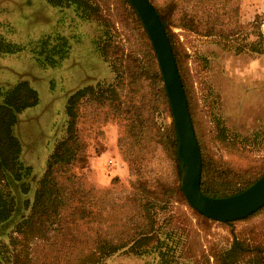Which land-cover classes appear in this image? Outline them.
Returning a JSON list of instances; mask_svg holds the SVG:
<instances>
[{"label":"rangeland","instance_id":"374dc122","mask_svg":"<svg viewBox=\"0 0 264 264\" xmlns=\"http://www.w3.org/2000/svg\"><path fill=\"white\" fill-rule=\"evenodd\" d=\"M92 1L97 16L45 0H0V49L6 44L21 49L14 54L0 50V87L26 80L40 96L36 107L19 115L14 128L22 145L21 161L32 168L36 181L66 137L68 97L89 86H113L117 91L114 107L87 99L79 105L76 130L82 160L71 173L83 184L88 217L74 229L70 225L66 238L91 243L99 227L107 234L129 232L132 223H144L141 198L149 197L167 199L156 201L151 213L157 219V241L168 248L144 255L124 250L103 264H215L213 255L229 249L234 235L263 242L264 209L226 225L202 219L186 198L170 192L169 186L178 183L176 163L157 130L169 128L174 119L172 110L154 101L147 59L152 43L125 0ZM167 1L151 0L160 10ZM256 1H241V31L230 46L178 25L170 28L202 165L205 159L214 171L241 180L264 170V8L259 11ZM64 40L63 57L51 56L53 64L46 53L39 58L43 41L51 49ZM133 123L142 132L131 140L127 125ZM139 181L146 183L151 196L138 190ZM35 188L36 183L31 199ZM44 234L15 244L0 237V264L66 263L68 258L58 253L56 232L48 228Z\"/></svg>","mask_w":264,"mask_h":264},{"label":"trees","instance_id":"16d2710c","mask_svg":"<svg viewBox=\"0 0 264 264\" xmlns=\"http://www.w3.org/2000/svg\"><path fill=\"white\" fill-rule=\"evenodd\" d=\"M45 1L59 8L74 7L83 11L84 14L88 12L94 16L98 14V9L95 4H92V0ZM125 1L142 27L146 39L150 42L148 33L133 4L130 0ZM149 1L151 2V0ZM241 1L168 0L161 10L155 7L167 31L179 71V61L170 35V28L178 25L198 36L213 38L225 46H230L234 42L237 43L235 38L241 31ZM176 14L179 17L175 23L174 16ZM66 44L64 40V42L50 49V43L43 41L38 56L40 58L46 53L49 62L55 55L63 57V54L66 53ZM2 47L5 50H0L9 54L21 50L10 44ZM147 59L149 61L150 70L148 73L152 81L154 101L171 112L164 79L151 44ZM38 60L40 61V59ZM51 64H53L52 61ZM181 78L187 92L182 74ZM186 95L191 111L188 94L186 93ZM116 98L117 91L113 86H108L105 89H96V87L89 86L73 92L68 97L66 104V115L68 117L66 137L56 145L48 159L45 173L36 181L32 168L21 161L22 145L15 135L14 128L19 122L20 114L39 104V93L26 80H21L12 86L0 87V237L11 238L14 244L16 242L21 243L29 238L44 236V232L51 228L57 235L58 253L64 254L68 258L64 264H103L105 259L124 250H130L136 255H144L152 250L168 248V244H165L164 241L161 243L157 241L159 237V231L155 229L157 219L156 215L151 213L157 204L156 201L159 200L158 198H141L142 201L145 200L141 203V211L145 213L142 217L144 223L136 225L132 223L129 226V232L111 231L110 234H107V229L99 227L96 238L91 243L83 239L78 240L75 236H72L71 240L65 236L70 233V225L74 229V226L86 221L88 217L87 202L84 200L85 192L83 193L81 189L83 184L78 176L71 173V168L76 162L82 160L81 152L83 148L78 141L76 130L79 105L87 99V101L100 102L114 107L112 104ZM157 108L159 106L155 109ZM171 116L173 117V115ZM137 132L139 134L142 130L136 125L134 126V123L127 125V133L131 140L138 137ZM157 134L159 140L170 149L176 163L178 183L177 186L172 188L169 186V190L175 194H180L184 199L180 185L182 160L178 153L179 139L174 121L169 128L163 131L162 129L157 130ZM202 167L201 190L205 195L215 198L237 195L248 189L264 175V170H262L256 177L248 180H241L236 177L229 178L228 173L214 171L212 163H207L205 159H203ZM34 183H36V188L31 199L28 196L32 193ZM161 187V189H165L163 185ZM137 188L141 193H150L143 181L137 183ZM167 196L169 197V194ZM162 202L167 203V199L164 201L159 200V203ZM262 209L264 207L242 219V221L258 214ZM195 213L206 221H212L198 212ZM232 223L234 222L223 224L231 225ZM14 234L17 236L14 237ZM68 240H70L69 243ZM65 246L68 247L67 251H64ZM78 250L80 251L78 252ZM167 251L170 250L167 249ZM76 252H78L77 255ZM73 255L77 256L75 260L70 259ZM213 257L215 264H264V240L263 242H257L253 239V242H251L234 235L232 246L227 250L214 254ZM206 262L199 264H207Z\"/></svg>","mask_w":264,"mask_h":264},{"label":"water","instance_id":"95a60500","mask_svg":"<svg viewBox=\"0 0 264 264\" xmlns=\"http://www.w3.org/2000/svg\"><path fill=\"white\" fill-rule=\"evenodd\" d=\"M152 43L164 79L178 133L181 189L189 205L202 216L220 223L249 217L264 207V175L243 192L224 198L201 190L202 153L173 47L155 6L149 0H130Z\"/></svg>","mask_w":264,"mask_h":264},{"label":"crops","instance_id":"0c3cea01","mask_svg":"<svg viewBox=\"0 0 264 264\" xmlns=\"http://www.w3.org/2000/svg\"><path fill=\"white\" fill-rule=\"evenodd\" d=\"M256 2H257V7H259V11H262L261 8H260V6L262 7V5H263V8H264V0H258Z\"/></svg>","mask_w":264,"mask_h":264}]
</instances>
